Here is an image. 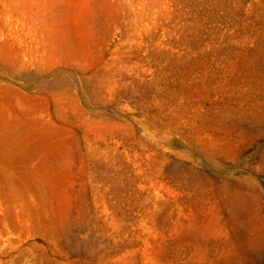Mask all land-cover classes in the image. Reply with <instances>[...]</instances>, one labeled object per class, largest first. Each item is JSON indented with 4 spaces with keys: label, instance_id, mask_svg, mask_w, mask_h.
<instances>
[{
    "label": "rangeland",
    "instance_id": "rangeland-1",
    "mask_svg": "<svg viewBox=\"0 0 264 264\" xmlns=\"http://www.w3.org/2000/svg\"><path fill=\"white\" fill-rule=\"evenodd\" d=\"M0 264H264V0H0Z\"/></svg>",
    "mask_w": 264,
    "mask_h": 264
}]
</instances>
